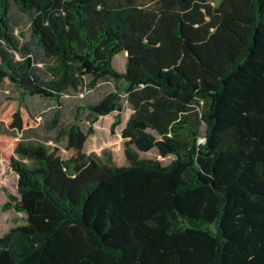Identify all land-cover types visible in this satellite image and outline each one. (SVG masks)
Returning <instances> with one entry per match:
<instances>
[{"label":"trees","instance_id":"trees-1","mask_svg":"<svg viewBox=\"0 0 264 264\" xmlns=\"http://www.w3.org/2000/svg\"><path fill=\"white\" fill-rule=\"evenodd\" d=\"M12 4L52 62L47 80ZM109 79L124 96L88 104L86 130L56 109L50 143L20 136L39 125L20 98L0 100V160L18 175L0 208L26 214L0 235V264H264V0H0V84L60 105ZM123 100L125 163L98 161L84 150L92 123H120ZM152 148L175 158L139 156Z\"/></svg>","mask_w":264,"mask_h":264},{"label":"rangeland","instance_id":"rangeland-1","mask_svg":"<svg viewBox=\"0 0 264 264\" xmlns=\"http://www.w3.org/2000/svg\"><path fill=\"white\" fill-rule=\"evenodd\" d=\"M221 0H209V2L216 6ZM11 17L15 22V33L20 42H28L32 56L35 59L34 67L35 73L42 79H49L50 75L47 72V65L52 62L47 58L42 50L35 44L34 39L29 32L28 16L16 8L15 4L11 5ZM21 54L15 56V59H20ZM125 52L121 51L114 55L112 64L118 72L125 70ZM124 88L123 80L114 81L113 79L104 80L98 83L95 87L90 88L85 84L75 91L70 90L60 98L59 103L52 98L41 97L38 95H20L19 91L7 86L4 83L0 84V100L5 96H15L20 98L36 116L39 125L35 130L24 132L23 135L30 139L49 140V137L54 135L53 130H46V118H52L56 109L61 111L60 125L70 124L72 122L79 123L83 129H87L90 125L87 119L89 112L88 104L97 102L105 93L115 90H121L120 95L124 96L122 89ZM123 110L120 113L121 122L116 124L115 117L117 111H113L107 115H101L92 123L93 132L88 135L85 143L84 150L98 161L104 162L110 159L116 165L125 163V146L124 139L121 135V130L128 119L132 108L123 100ZM78 112L80 117L75 119V114ZM0 128L4 129L3 123L0 121ZM12 133V131H9ZM203 141V138H200ZM140 157L154 158L159 160L162 164L170 163L175 155L168 154L161 156L156 148H152L147 152L138 151ZM17 179L18 175L7 165L5 162L0 161V207L3 203L9 200L10 194L18 195L17 192ZM26 223V214L24 212H17L14 209L2 210L0 208V235L8 231L11 227L18 224Z\"/></svg>","mask_w":264,"mask_h":264},{"label":"crops","instance_id":"crops-1","mask_svg":"<svg viewBox=\"0 0 264 264\" xmlns=\"http://www.w3.org/2000/svg\"><path fill=\"white\" fill-rule=\"evenodd\" d=\"M0 161H2V160H0ZM2 162H4V161H2ZM7 164V163H6ZM8 165V164H7Z\"/></svg>","mask_w":264,"mask_h":264}]
</instances>
